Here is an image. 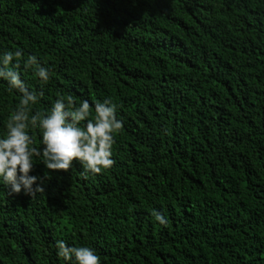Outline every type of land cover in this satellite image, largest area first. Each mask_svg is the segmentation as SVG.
<instances>
[{"label": "trees", "instance_id": "trees-1", "mask_svg": "<svg viewBox=\"0 0 264 264\" xmlns=\"http://www.w3.org/2000/svg\"><path fill=\"white\" fill-rule=\"evenodd\" d=\"M0 49L51 69L34 110L110 97L122 121L110 169L34 159L44 191L0 185V264H65L58 239L102 264H264V0H0Z\"/></svg>", "mask_w": 264, "mask_h": 264}, {"label": "clouds", "instance_id": "clouds-1", "mask_svg": "<svg viewBox=\"0 0 264 264\" xmlns=\"http://www.w3.org/2000/svg\"><path fill=\"white\" fill-rule=\"evenodd\" d=\"M25 54L20 49H0V82L5 91L18 95L14 109L3 124L0 133V185L9 189V194L32 197L44 191L42 183L30 175L34 159H39L47 170H69L73 161L79 163L84 173L98 174L110 169L114 160L112 149L115 135L122 128L117 118V105L110 97L90 105L88 99L77 104L72 95L58 94L43 111L34 106L43 97V89L51 80V69L42 65L37 55ZM31 70L38 88H30L19 70ZM94 112V114H93ZM33 130L40 136L41 147H35ZM151 215L160 225L167 220L157 210ZM56 256L65 264H102L94 248L75 246L63 239L55 242Z\"/></svg>", "mask_w": 264, "mask_h": 264}]
</instances>
